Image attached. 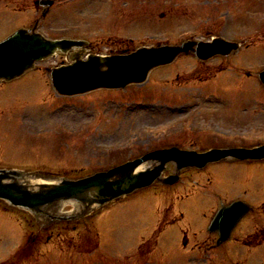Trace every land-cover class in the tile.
<instances>
[{
    "label": "rangeland",
    "instance_id": "1",
    "mask_svg": "<svg viewBox=\"0 0 264 264\" xmlns=\"http://www.w3.org/2000/svg\"><path fill=\"white\" fill-rule=\"evenodd\" d=\"M35 1L0 0V39L37 19L46 37L88 40L90 54L220 36L241 43L228 58L241 76L231 68L212 76L218 58L199 62L188 55L152 69L139 84L62 96L45 71L53 62L39 61L35 70L0 85L1 167L66 173L79 164L74 169L86 172L158 146L199 151L264 144V85L257 77L264 68V0H55L44 17ZM52 60L67 62L64 55ZM205 169L187 173L194 195L183 205L138 193L70 229L38 231L25 215L17 219L0 210V264H126L123 258L136 260V248L151 237L163 205L184 217L162 230L154 252L139 264H264V162ZM234 199L252 208L234 229V240L209 248L216 238L211 234L195 246L218 204Z\"/></svg>",
    "mask_w": 264,
    "mask_h": 264
},
{
    "label": "water",
    "instance_id": "2",
    "mask_svg": "<svg viewBox=\"0 0 264 264\" xmlns=\"http://www.w3.org/2000/svg\"><path fill=\"white\" fill-rule=\"evenodd\" d=\"M49 4L50 1L46 3ZM85 44L83 40L46 39L34 30L18 29L0 41V79L17 77L31 68L34 61L47 58L56 52L65 53L73 47H83ZM238 46L236 42L214 38L212 42L184 41L173 46L142 47L125 55H88L86 60L78 59L79 53H75L71 57L75 61L52 69L50 78L58 93L68 95L98 87H123L130 82H142L152 67L172 61L181 52L192 51L199 59H206L214 54H226ZM259 78L264 83V70L259 73ZM227 156L238 159L264 158V145L251 149L212 148L202 153L176 147L155 149L139 158L75 180L53 179L35 172L0 169V199L26 209L36 217H48L51 221L75 219L113 199L150 185L158 180L164 164L168 161L175 162L178 169L185 166L201 168L208 162ZM148 161L156 164L139 168ZM175 180L176 176H169L163 182L172 183ZM64 202L77 207L73 216L50 213ZM248 209L241 201L221 207L212 219L209 230H217L219 241L226 240L236 222Z\"/></svg>",
    "mask_w": 264,
    "mask_h": 264
},
{
    "label": "flooded vegetation",
    "instance_id": "3",
    "mask_svg": "<svg viewBox=\"0 0 264 264\" xmlns=\"http://www.w3.org/2000/svg\"><path fill=\"white\" fill-rule=\"evenodd\" d=\"M230 57H231V55L226 56V57H218V58H219V60H220V63L223 64V63H225V62H228V60L230 59ZM228 58H229V59H228ZM222 60H223V61H222ZM246 75L248 76V73H246ZM188 179H189V177H188ZM179 187H180V188L183 187L182 191L185 190V188H184L183 185H180ZM174 189H176V188L173 187L172 189H169V190L173 191ZM169 190H167V191H169Z\"/></svg>",
    "mask_w": 264,
    "mask_h": 264
}]
</instances>
